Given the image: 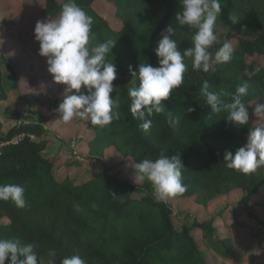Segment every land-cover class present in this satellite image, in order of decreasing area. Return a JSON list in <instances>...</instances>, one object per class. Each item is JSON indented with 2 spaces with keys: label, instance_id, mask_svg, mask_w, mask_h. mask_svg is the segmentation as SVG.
I'll return each mask as SVG.
<instances>
[{
  "label": "trees",
  "instance_id": "trees-1",
  "mask_svg": "<svg viewBox=\"0 0 264 264\" xmlns=\"http://www.w3.org/2000/svg\"><path fill=\"white\" fill-rule=\"evenodd\" d=\"M105 1L115 10L119 27L113 26L109 14L95 6L96 0H75L93 18L91 35L95 39L90 40L89 47L108 40L115 43L106 60L117 66V79L113 81L116 90L111 95L119 102V108L114 109L119 115L103 127L90 124L95 132L88 142L90 155L100 156L109 146L123 157L130 156L135 163L146 158L155 160L162 152L168 156L180 154L186 166L181 177L186 191L178 197H194L206 206L218 195L240 191L237 204L249 209L252 196L264 184V166L245 175L228 169L224 155L226 150L235 153L247 142L250 129L255 126L254 109L257 104H264V3L261 8H240L235 0H219L221 13L215 34L223 35V40L210 51L214 57L215 51L229 41L234 48L232 59L227 63L213 59L212 67L205 73L194 70L192 58L186 57L183 84L162 102L163 112L146 117L152 121L146 132L141 127L143 121L135 119L130 111L128 90L138 86L139 80L133 78L129 66L133 70H138L140 63L158 66L155 49L168 27L175 29L172 38L177 40L182 55L192 47L191 37L196 30L177 24L180 0ZM67 2L44 0L42 13L57 18ZM233 18L238 22L234 23ZM257 67L261 70L255 75L245 74L246 68L252 72ZM9 68L12 88L21 89L25 77L10 64ZM23 81L33 84L28 79ZM204 81L208 82L209 91L221 94L224 104L231 103L237 86L246 83L247 93L241 99L248 107V123L238 126L230 122L227 110L214 113L200 91ZM54 88L61 99L68 94L66 87L57 82ZM7 99L0 64V101ZM190 107L194 111L188 112ZM16 114L23 116L17 110ZM176 118L179 123H172ZM22 133L26 135L12 141ZM49 143L47 129L41 122L20 121L5 130L0 117V184H20L26 197L24 208H18L11 200H0V239L34 244L38 264H44L42 258L51 252L48 264L52 260L60 264L63 257L77 254L86 264H227L217 262L216 254L228 258L233 237L231 233L219 237L213 218L177 227L169 202L154 199V188L147 178L140 184L143 193L135 196V184L111 173L107 166L94 170L81 182L59 176L56 170L60 166L69 168L78 162L61 161L59 153L45 156ZM224 207L226 210L227 205ZM5 217L8 223L1 222ZM195 226L214 253L211 261L191 232Z\"/></svg>",
  "mask_w": 264,
  "mask_h": 264
},
{
  "label": "clouds",
  "instance_id": "clouds-1",
  "mask_svg": "<svg viewBox=\"0 0 264 264\" xmlns=\"http://www.w3.org/2000/svg\"><path fill=\"white\" fill-rule=\"evenodd\" d=\"M181 9L176 13V22L180 26H189L196 31L191 37L192 47L183 53L178 50L177 40L173 39L175 29L168 27L155 49L158 66L140 63L138 70L129 66L133 78H138V86L129 88L132 116L143 121L144 131L151 128V117L165 110L162 103L167 100L173 89L184 82L187 66L186 57L192 58L194 70L207 73L212 67L213 59L217 63H227L232 59L234 48L231 42L225 41L214 57L210 49L218 43L215 34L217 18L221 13L219 0H180ZM234 23L235 18H233ZM93 18L81 8L75 0L65 3L57 18L39 20L34 34L39 41V55L47 58L48 71L57 83L65 84L68 93L59 107V119L67 124L75 117L87 116L93 126H105L118 117V100L111 95L116 86L117 66L106 60L113 49V41L108 40L89 47L95 39L91 35ZM261 70L257 67L245 74L251 77ZM207 81L200 89L214 113L227 110L230 122L243 126L249 121V111L241 97L247 93V84L237 86L231 103L224 104L221 94L208 90ZM74 90V91H73ZM194 111L189 108L188 112ZM260 122L252 126L247 142L235 153L225 151L224 162L228 169L248 175L264 166V104H257L253 113ZM172 123H179L176 118ZM136 178H147L154 188V199L164 202L169 197L182 195L186 186L182 183V169L186 166L179 155H165L163 152L155 160L143 159L132 163ZM113 197L115 193H111ZM0 200H11L18 208L26 207L25 188L20 184H0ZM34 244H22L19 239H0V264H38ZM21 257H23L21 259ZM49 264H55L52 260ZM60 264H86L80 255L65 256Z\"/></svg>",
  "mask_w": 264,
  "mask_h": 264
},
{
  "label": "rangeland",
  "instance_id": "rangeland-1",
  "mask_svg": "<svg viewBox=\"0 0 264 264\" xmlns=\"http://www.w3.org/2000/svg\"><path fill=\"white\" fill-rule=\"evenodd\" d=\"M240 8H261L264 0H235ZM44 0H0V64L3 70V83L8 93V99L0 101V117L4 129L20 121H38L47 129L50 136L49 147L43 152L45 156L56 153L61 155V161L75 159L78 163L69 168L60 166L56 173L59 176H69L77 182L87 179L94 170L107 166L111 173L121 179L130 180L135 184L134 195L141 196L142 180L136 178L132 167L134 160L123 157L114 147L105 148L100 156L92 157L89 153V140L94 136V129L87 116L75 117L65 124L59 119V113L54 111L63 101L54 88L53 75L48 71L47 58L39 55L40 43L35 39L34 29L37 21L53 18L42 13ZM95 6L112 19L115 27L120 26V20L115 16V10L105 0H96ZM228 30V29H227ZM226 30V31H227ZM218 42L223 35L217 34ZM9 64L31 84L22 80L19 90L12 88V76ZM28 70V71H27ZM29 77V78H27ZM35 82V84H34ZM27 83V82H26ZM61 87L65 84L58 83ZM31 86V87H30ZM32 87L35 88L33 89ZM36 95L37 97L35 98ZM7 107L10 109L7 111ZM16 110L23 116H17ZM256 116L254 123L256 124ZM242 196L240 191L218 195L208 205L197 202L194 197H169L167 201L172 208L174 223L177 227L192 226L195 220L213 218L216 234L222 237L232 234L233 246L228 258L216 254L217 262L227 264H264V200L260 201L259 219L254 211L247 213L236 206ZM264 199V198H263ZM227 205L226 210H223ZM236 208V209H235ZM220 211H223L222 214ZM2 223H8V218H2ZM191 232L199 242V247L210 261L212 251L195 226ZM48 256L43 257L48 264Z\"/></svg>",
  "mask_w": 264,
  "mask_h": 264
},
{
  "label": "crops",
  "instance_id": "crops-1",
  "mask_svg": "<svg viewBox=\"0 0 264 264\" xmlns=\"http://www.w3.org/2000/svg\"><path fill=\"white\" fill-rule=\"evenodd\" d=\"M256 119H258V118L256 117ZM259 122L260 121L257 120L256 124ZM47 136H48V138H50L49 135H47ZM263 198H264V184L261 186L260 190L255 195L252 196V198L249 202L250 211H254V213L258 217V219L260 216L259 212L261 211V208H260L261 206L259 204H260V201L264 200ZM236 206L241 207L247 213L248 209H245L241 204H236Z\"/></svg>",
  "mask_w": 264,
  "mask_h": 264
},
{
  "label": "built area",
  "instance_id": "built-area-1",
  "mask_svg": "<svg viewBox=\"0 0 264 264\" xmlns=\"http://www.w3.org/2000/svg\"><path fill=\"white\" fill-rule=\"evenodd\" d=\"M24 135H26V133H22L21 135H18L16 137H14L12 139V141H18L19 139H21ZM27 135H29L31 138H36L35 134H31V133H27ZM1 147V144H0Z\"/></svg>",
  "mask_w": 264,
  "mask_h": 264
}]
</instances>
